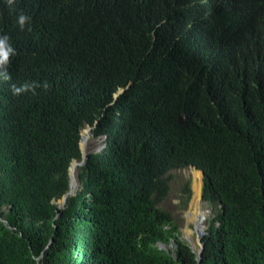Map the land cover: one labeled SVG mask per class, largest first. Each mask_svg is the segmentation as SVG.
Instances as JSON below:
<instances>
[{"label":"trees","instance_id":"16d2710c","mask_svg":"<svg viewBox=\"0 0 264 264\" xmlns=\"http://www.w3.org/2000/svg\"><path fill=\"white\" fill-rule=\"evenodd\" d=\"M4 37L0 264H264V0H0ZM190 165L199 262L161 206Z\"/></svg>","mask_w":264,"mask_h":264},{"label":"rangeland","instance_id":"374dc122","mask_svg":"<svg viewBox=\"0 0 264 264\" xmlns=\"http://www.w3.org/2000/svg\"><path fill=\"white\" fill-rule=\"evenodd\" d=\"M84 131V130H83ZM81 131V133H83ZM90 132V131H89ZM102 138L94 139L92 136L89 139L88 143V154L90 152L99 151L102 148ZM80 169V168H79ZM195 170L194 168H184L174 170L171 173V185L170 193L168 198L164 201L161 205L162 208L171 214L174 219V223L178 227L180 231V238L188 242V244L193 246L195 250H199V238H203L204 232L206 233V229L208 228V220L213 219V215L218 213L219 209L216 205H212L207 201L204 202L201 199V186L202 177L199 175V171ZM77 172H75V177ZM79 181V178H78ZM189 184L191 190V196L188 203L184 202V195L181 194V190L183 185ZM59 204H63V202L59 201ZM190 204H194L197 206L199 213L203 214L202 218V236H199L198 233L200 231L197 227L195 221L188 222L187 215L190 211ZM214 206V207H213ZM212 209L215 210V213H212ZM207 210L208 214L205 213ZM193 249V248H192Z\"/></svg>","mask_w":264,"mask_h":264},{"label":"bare ground","instance_id":"6f19581e","mask_svg":"<svg viewBox=\"0 0 264 264\" xmlns=\"http://www.w3.org/2000/svg\"><path fill=\"white\" fill-rule=\"evenodd\" d=\"M83 133H81V136H82V140H81V143H80V146H81V151H82V154H86L88 153V143H89V139H90V133L87 131V128H84L83 129ZM78 167L79 166H76V165H73L72 168H71V177H72V188L70 189L72 192H74L75 190L77 191L78 187H79V181L77 179V175L76 177L74 176L75 175V172L78 173ZM197 172V171H196ZM199 175L201 176V173L198 172ZM202 177V176H201ZM203 181V180H202ZM75 191V192H76ZM73 196V195H72ZM203 196V195H202ZM62 202V201H61ZM66 203V202H65ZM64 203V204H65ZM207 210H206V212ZM217 214V213H216ZM187 218H188V222L190 221H195L196 224H197V227L199 228L198 230L200 231V233H198L199 236H202V232L203 230L202 229V218H203V214L202 213H199L198 211V208L196 205L194 204H190V211L187 215ZM203 237V236H202ZM200 240H201V243H202V239L199 238V245H200ZM174 246V243H171L170 245H166V244H160L159 245V248L160 249H163V250H169V249H172ZM193 248V251H195L198 255V250H195L194 247L192 246ZM200 249V248H199ZM204 249V247H203ZM203 252V250H202ZM198 260V259H197ZM199 262V261H198Z\"/></svg>","mask_w":264,"mask_h":264},{"label":"clouds","instance_id":"9594fccd","mask_svg":"<svg viewBox=\"0 0 264 264\" xmlns=\"http://www.w3.org/2000/svg\"><path fill=\"white\" fill-rule=\"evenodd\" d=\"M9 3H11V0H9ZM28 18L26 17V16H24V15H20V17H19V24L21 25V27H23L24 26V24H25V21L27 20ZM155 39H156V37H155ZM6 45H7V38L6 37H4V38H0V64H3V63H6L7 62V60H8V56H9V53L12 51V49L11 48H7L6 47ZM17 91H19V89H17ZM120 91V92H119ZM119 92V93H118ZM123 92V90L122 89H119L116 93H115V96H114V98L116 99L121 93ZM179 120H180V122L182 121V117H180L179 118ZM86 128H89V133L91 134V136H92V127H90V126H86ZM251 133H252V131H251ZM90 136V137H91ZM81 140V139H80ZM87 155H88V153H87ZM80 168V167H79ZM185 168H194L195 170H197V171H199L200 173H201V176H202V178H203V173H202V171H200L199 169H197L195 166H192V165H190V166H187V167H185ZM182 169H184V168H182ZM174 170H178V169H173L172 171H174ZM172 171H170V172H172ZM169 172V173H170ZM201 182H202V179H201ZM201 188H202V186H201ZM168 196H169V194H168ZM201 199H202V192H201ZM203 200V199H202ZM204 202H206V200H203Z\"/></svg>","mask_w":264,"mask_h":264},{"label":"water","instance_id":"95a60500","mask_svg":"<svg viewBox=\"0 0 264 264\" xmlns=\"http://www.w3.org/2000/svg\"><path fill=\"white\" fill-rule=\"evenodd\" d=\"M87 131L89 132V128H87ZM90 136H91V134H90ZM81 140H82V136H81ZM81 140H80V143H81ZM80 150H81V146H80ZM86 161H87V155L86 154L83 155L82 151H81V159L79 161L78 160L72 161V163H71V165L69 167V178H70L69 188L70 189L72 188V177H71V168H72V166L76 165V166L82 167V166H84L86 164ZM70 189H69V192L63 197V200H62L63 204L66 202L68 196H72V195L76 194V192H75L76 190L74 192H72ZM202 250H203V245H202L201 240H200V249L198 250V255H197L198 261L201 259Z\"/></svg>","mask_w":264,"mask_h":264}]
</instances>
